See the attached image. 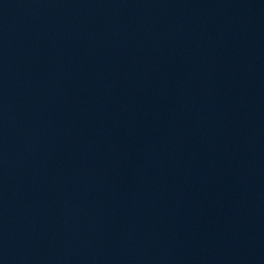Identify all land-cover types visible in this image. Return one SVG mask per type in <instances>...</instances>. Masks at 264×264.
Segmentation results:
<instances>
[{"label":"water","instance_id":"water-1","mask_svg":"<svg viewBox=\"0 0 264 264\" xmlns=\"http://www.w3.org/2000/svg\"><path fill=\"white\" fill-rule=\"evenodd\" d=\"M0 264H264V0H0Z\"/></svg>","mask_w":264,"mask_h":264}]
</instances>
